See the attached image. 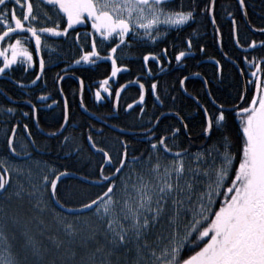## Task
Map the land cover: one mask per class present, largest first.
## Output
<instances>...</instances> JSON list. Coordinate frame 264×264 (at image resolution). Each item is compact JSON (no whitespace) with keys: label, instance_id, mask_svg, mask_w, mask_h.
Returning <instances> with one entry per match:
<instances>
[{"label":"snow or ice","instance_id":"obj_1","mask_svg":"<svg viewBox=\"0 0 264 264\" xmlns=\"http://www.w3.org/2000/svg\"><path fill=\"white\" fill-rule=\"evenodd\" d=\"M10 4L13 5L11 9ZM215 4L216 0H208L201 12L212 16ZM239 4L243 8L244 0H239ZM16 5L22 11L19 18ZM41 5L48 7L55 16L53 20V15L43 11L44 17L52 20L54 26L38 28L33 23L40 17L34 11L31 0H0V26L3 28L0 42L6 37L12 39L11 33L18 37L21 33L31 34L30 37L16 38L15 43L0 50V57H3L0 75H6V70L17 64L18 57L23 58L20 63L33 66V53L22 45V39L34 40V52L39 55L42 51L41 34L67 36L69 29L74 30L76 25L90 22L92 33L86 34L92 37L90 49L84 51L75 63L111 61V77H116L118 72L127 71L118 67V50L131 48L132 42L142 41L145 37L155 43L170 29L190 26L199 6L197 0H187V3L185 0H37V7ZM61 22L65 23L62 30ZM212 23L215 24L214 16ZM97 36L101 43L106 42L109 49L106 55H101L98 50ZM79 39L77 32V43ZM191 46L189 40L188 48ZM250 47L254 49L257 45L253 41ZM201 51L204 49L201 48ZM190 54L179 51L175 60L180 63ZM163 55H167V49H164ZM149 60L159 63L158 56L145 55L143 61L146 67ZM245 63H249L247 57ZM253 66L256 68L251 72L254 79L248 81L254 88L250 99L246 97L248 90L245 89L240 102L232 109L226 112L223 106H219L218 114L207 120L205 136L212 134L214 126L217 130L226 128L229 115L238 122L234 139L225 135L219 146L214 144L202 152L190 154L186 150L173 151L167 143L169 138L162 136L158 142H151V151L146 158L132 156L129 159L125 145L124 152L113 164L109 153L98 148L89 136L92 148L103 153L109 174H105V168L101 166L100 179L94 183L106 190L81 208L67 209L76 213L78 222L81 216L89 213L95 217L96 223L88 224L85 234L81 235L77 224L68 221L67 217L61 215L58 220L68 237L67 240L57 241V248H64L66 264H97L100 254L99 264H113L111 257L121 248L125 252L134 249L132 264H264V80L258 76L261 67L255 60L250 65ZM44 68L45 61L41 57V74ZM148 75H151L150 69ZM40 79L41 75H37L32 83ZM109 79H105L103 85H108ZM187 79L184 77V80ZM184 80L180 81L181 86ZM80 83L82 92L83 81ZM127 86L114 93L117 100ZM139 90L138 102L143 104L144 84H139ZM156 90L157 84L152 83L154 95ZM104 91L109 89L104 88ZM95 96L97 101L101 99L99 91ZM39 99L43 101L47 97L40 96ZM156 99L159 100V96ZM205 115L208 116L207 109ZM67 118L65 101V123ZM177 132L179 129H175L172 136L175 137ZM7 143L10 152L17 155L13 139H8ZM205 154L211 158V164ZM0 169L4 173L0 174V195H4L11 178L3 160H0ZM65 175L66 172H61L51 180L44 175L40 184L31 183L29 197L39 196L37 205L43 203L45 193L55 199L57 182ZM15 195L20 196V192ZM56 202L59 203L58 200ZM25 236V247L31 250L33 257H41L40 248L31 237ZM101 236L105 241L103 245L98 239ZM90 244L99 246L89 251ZM129 245L132 247L129 248ZM77 248L84 250L78 261ZM0 264H22L19 255L12 251L4 231H0Z\"/></svg>","mask_w":264,"mask_h":264},{"label":"trees","instance_id":"obj_2","mask_svg":"<svg viewBox=\"0 0 264 264\" xmlns=\"http://www.w3.org/2000/svg\"><path fill=\"white\" fill-rule=\"evenodd\" d=\"M34 11L40 17L33 22L38 28L54 26L52 20H47L43 11L53 13L48 7H37V0H31ZM187 3V0H185ZM198 7L196 18L181 29H170L167 35L156 41H135L131 48H123L117 51L118 67L127 71L117 73L111 77V61L97 60L95 64H76L84 51L91 46L92 30L90 23L77 25L75 29H69L67 36L52 37L46 33L42 35V41L48 43L51 51H41L39 55L34 52L35 42L32 39H22V45L33 53V66L20 63L18 58L12 69L6 70V75H0V90L11 101L23 102V104H11L0 95V158L16 161L19 158L38 160L54 170V176L61 172L67 175L61 176L57 182V196L59 206L64 209H78L84 203L90 202L105 191L98 186L96 181L100 179V168L104 166L105 174H109V167L105 164L102 152H93L89 145V136L96 146L107 151L113 159V164L127 147L129 159L132 156L147 157L151 151V142H158L162 136L172 135L175 129H179L175 137L168 139L167 143L173 151H187L188 153L202 152L211 145H220L223 136L234 139L237 132V121L229 115L227 127L217 130L214 126L210 136L199 137L206 127L205 118L198 106L183 95L180 90V81L184 77L183 91L193 97L207 109L208 117H215L218 109L208 100L203 85L198 78L201 76L206 83L208 94L217 106H223L227 112L234 104L239 103L242 95L241 77L244 88L247 89L246 97L250 99L254 88L248 83L254 79L251 72L256 68L250 67L255 60L261 67L258 76L264 80V33L253 34L246 27L236 0H216L212 16L215 18V26L220 36V48L224 56L235 63V66L225 61L218 53L217 39L211 27L208 13L201 9L208 0H197ZM13 5H9L11 9ZM17 17L22 15L19 5H16ZM244 11L249 27L255 31L264 29V0H244ZM26 11V7L24 9ZM53 20L55 16L53 15ZM235 21L236 41H239V51L235 48L232 39V24ZM14 24V21H11ZM27 26V25H26ZM65 23L61 22V30ZM0 28V34H2ZM77 32L80 39L77 43ZM12 39L5 38L0 42V50L7 49L9 44L15 43L16 38L30 37V33H21L19 37L11 33ZM97 47L101 55H106L108 48L100 42L97 36ZM192 46L188 48V41ZM257 47L251 48L252 42ZM201 48L204 51H201ZM83 49V51H82ZM167 49V55H163ZM179 51L191 53L180 63L175 56ZM156 55L159 63L149 60L147 67L144 65L145 55ZM10 56V51L8 52ZM45 61L43 74L40 73L39 59ZM245 57L249 63H245ZM3 66V57H0V67ZM149 69L151 75H148ZM243 73V74H242ZM241 74V77H240ZM37 75L41 79L32 83ZM74 76L83 81L81 100L84 108L97 116L107 124L129 132H145L150 129L155 121L164 113H174L183 122L185 133L179 121L170 115L162 117L157 126L147 135L142 137L121 135L108 130L80 112L77 104V84L69 76ZM59 89L65 101H67V126L63 133L56 138L41 136L33 126V110L37 125L48 134L56 133L63 124L64 109L59 95L57 83L60 77ZM111 77V79H109ZM109 79L108 85L103 81ZM134 81L135 83H130ZM144 84V102L140 104L139 84ZM157 84L155 95L151 91V84ZM24 85V87H21ZM128 85L121 91L117 100L114 93L120 87ZM104 88L109 91L105 92ZM101 93V99L96 100V92ZM109 93H112L110 95ZM40 96L47 97L41 101ZM159 96V100L156 99ZM128 105H132L129 108ZM8 109L13 111L9 112ZM27 113V115H25ZM15 128L13 139L17 149V155H10L8 139ZM34 150H37L35 152ZM223 151V148L220 149ZM235 151V148L233 149ZM205 158L211 164V158ZM219 162L217 158V163ZM92 182L89 184L87 182ZM21 205L26 212L28 207Z\"/></svg>","mask_w":264,"mask_h":264},{"label":"rangeland","instance_id":"obj_3","mask_svg":"<svg viewBox=\"0 0 264 264\" xmlns=\"http://www.w3.org/2000/svg\"><path fill=\"white\" fill-rule=\"evenodd\" d=\"M0 28L3 30L2 26ZM162 37L163 35L158 40ZM144 40L151 42L147 37L142 41ZM42 51H51V47L44 40L42 41ZM18 58L23 59L22 57ZM2 160L6 162L9 169L11 184L8 191L4 195H0V231H4L7 235L12 251L19 255L22 264H66L64 248H57V241L68 239L63 225L58 223L61 215L67 217L68 221L76 223L81 235L88 231V224L96 223L95 217L89 213V215L81 216L78 222L76 214H68L57 210L53 206L48 193L43 195V203L37 205L39 196L29 197L28 195V192L32 190L31 183L40 184L44 175H48L50 180L53 179L54 170L35 159L24 161ZM29 173H31L30 178ZM18 191L20 196L15 195ZM20 202L27 205V212H23L16 206ZM25 234L31 237L40 248L41 257H33L31 250L25 247ZM98 239L100 245L105 243L102 236ZM97 246L99 245L90 244L89 251L94 250ZM128 247L131 248L132 246L129 245ZM83 253V249L77 248V261ZM101 255L97 256V264H99ZM134 257V249L125 252V249L121 248L116 251L111 259L113 264H132Z\"/></svg>","mask_w":264,"mask_h":264},{"label":"water","instance_id":"obj_4","mask_svg":"<svg viewBox=\"0 0 264 264\" xmlns=\"http://www.w3.org/2000/svg\"><path fill=\"white\" fill-rule=\"evenodd\" d=\"M236 2H237V4H238V6H239V9H240V12H241V15H242V19H243V21H244L246 27L248 28V30L251 31L253 34H263L264 31H255V30H253V29H251V28L249 27V25H248V23H247V19H246V15H245L244 8H241V7H240L239 0H236ZM208 18H209V21H210L211 27L213 28V30H214V32H215V35H216V39H217V49H218V53H219V55H220L225 61H227L228 63H230V64H232L233 66H235V63L232 62V61H230L229 59H227V58L224 56V54L222 53L221 48H220V36H219L218 31H217V28H216L215 24L212 23V16H210V15L208 14ZM232 39H233V43H234V46H235L236 49H238L239 51H245V50L240 49V48L238 47V45H237V41H236V32H235V26H234V24H232ZM235 67H236V66H235ZM236 68H237V67H236ZM237 70H238V68H237ZM238 72H239V70H238ZM239 73H240V72H239ZM68 76H69V75H68ZM63 77H64V76H63ZM69 77H72V78L76 81V84H77V88H78V98H77V103H78V108H79L80 112L83 113L84 115H86L87 117H89L93 122H95V123H97V124H99V125H101V126L107 128V129H109V130H111V131H113V132H115V133H117V134L142 137V136H144V135L149 134V133H150V132H151V131L157 126V124H158L157 121H159L162 117L167 116V115H170V116L175 117V118L179 121V123H180V125H181V127H182V130H183V133H185V126H184L183 122H182V121L180 120V118H179L176 114H174V113H164V114H162L161 116L158 117V119L155 121V123L153 124V126H152L150 129H148L147 131H145V132H129V131H125V130H122V129H118V128H116V127H113V126H111V125H108L107 123H105L104 121H102V120H101L100 118H98L97 116H95V115L89 113V112L84 108V106H83V107L81 106V94H82V92H81V83H80L81 81H80L78 78L74 77V76H69ZM240 77H241V74H240ZM198 78L200 79V81H201V83H202V85H203V88H204V91H205V93H206V96H207L208 100L210 101V103H211L214 107H216V108L218 109L219 106H217V105L211 100V98H210V96H209V94H208V90H207V86H206L205 81L203 80V78H202L201 76H198ZM59 82H60V79H59V81H58V83H57L58 90L60 91V89H59ZM241 83H242V95H243V94H245V88H244V83H243L242 77H241ZM179 88H180V90L182 91V93H183L184 96H186V97H188V98H191L192 101L198 106V108H199V109L201 110V112L203 113V116H204V118H205V122H206V125H207V120H208L209 117L205 115V110L203 109V107L197 102V100H195L193 97H190L189 95H187V94L183 91V86H181V84H180ZM0 94L3 95L1 92H0ZM60 97H61V99H62V101H63V104H64V107H65V101H64L63 97L61 96V94H60ZM239 102H240V101H239ZM230 109H232V108H229V109H226V110H230ZM32 110H33V123H34V125H36V120H35V118H34V117H35V111H34V109H32ZM224 110H225V109H224ZM66 126H67V123H65V109H64V119H63V124H62L61 128L55 133V135H51L50 137L53 138V137H57V136H59V135L65 130ZM36 127H37V126H36ZM37 130H38V128H37ZM150 130H151V131H150ZM38 131L41 133L40 130H38ZM12 136H13V134L11 135L10 138H12ZM167 137H168V138H171V137H173V136H172V135H169V136H167ZM199 137H207V136H205V134H204V132H203L201 135H199ZM8 148H9V147H8ZM92 150L95 151V149H93V148H92ZM34 151L37 152V150H34ZM9 154L12 155V153L10 152V150H9ZM17 158L19 159V157H17ZM104 165H106V164H104ZM0 174H1V173H0ZM61 211L64 212V213H68V214H76V213H74V212H68L67 210H63V209H61Z\"/></svg>","mask_w":264,"mask_h":264},{"label":"bare ground","instance_id":"obj_5","mask_svg":"<svg viewBox=\"0 0 264 264\" xmlns=\"http://www.w3.org/2000/svg\"><path fill=\"white\" fill-rule=\"evenodd\" d=\"M64 78V77H63ZM60 80H62V79H60ZM78 89V88H77ZM0 92L3 94V95H1V97L3 98V99H5L7 102H9V103H11V104H13V105H15V104H23V102H16V101H11L9 98H7L6 97V95L0 90ZM61 94V96L63 97V95H62V93H61V91H59V95ZM82 95V94H81ZM61 98V97H60ZM77 98H78V94H77ZM64 99V98H63ZM61 101H62V99H61ZM65 101V100H64ZM78 104V103H77ZM62 105H63V109H65V107H64V104H63V101H62ZM33 109V108H32ZM35 111V110H34ZM35 118V117H34ZM36 120V119H35ZM103 121V120H102ZM106 123V122H105ZM97 124V123H96ZM99 125V124H98ZM109 125V124H108ZM33 126H34V128H35V130L41 135V136H44V137H47V138H52V137H50L52 134H48V133H45L44 131H42L41 129H40V127L37 125V123H36V125H34V123H33ZM37 126V127H36ZM101 126V125H100ZM103 127V126H102ZM37 128H38V130H40L41 131V133L37 130ZM105 128V127H104ZM13 129H15V128H13ZM107 129V128H106ZM109 130V129H108ZM63 133V132H62ZM61 133V134H62ZM13 134V131H12V133H11V135ZM60 134V135H61ZM11 137V136H10ZM13 137V136H12ZM58 137V136H57ZM53 138H56V137H53ZM89 147L91 148V150H92V146H90L89 145ZM93 151V150H92ZM93 152H96V151H93ZM29 158H27L26 160H28ZM24 161V160H23ZM54 179V178H53ZM87 183H89V184H92V182H87ZM50 200H51V202H52V204H53V206L57 209V210H59L60 212H62L61 211V209H63V210H65L64 208H61L55 201H54V199L53 198H51L50 197ZM21 204H25V203H23V202H20ZM20 203H17L18 205L20 204ZM18 205H16V206H18ZM26 205V204H25ZM27 206V205H26ZM23 212H26V210L22 207L21 208V205L20 206H18Z\"/></svg>","mask_w":264,"mask_h":264},{"label":"flooded vegetation","instance_id":"obj_6","mask_svg":"<svg viewBox=\"0 0 264 264\" xmlns=\"http://www.w3.org/2000/svg\"><path fill=\"white\" fill-rule=\"evenodd\" d=\"M2 159L8 160V159H6V158H0V160H2ZM16 160H22V161H23V160H26V159L22 157V158H19V159H16ZM0 173H1V174H4V173H3V169H0Z\"/></svg>","mask_w":264,"mask_h":264}]
</instances>
